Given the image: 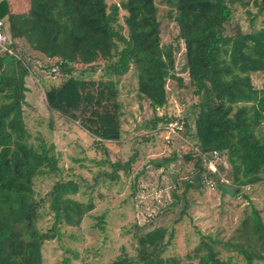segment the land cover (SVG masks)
I'll list each match as a JSON object with an SVG mask.
<instances>
[{
  "label": "trees",
  "instance_id": "trees-1",
  "mask_svg": "<svg viewBox=\"0 0 264 264\" xmlns=\"http://www.w3.org/2000/svg\"><path fill=\"white\" fill-rule=\"evenodd\" d=\"M16 1L14 11L9 0H0V22L4 29L8 26L11 40L22 39L44 56L49 77L58 76L60 83L39 82L48 111L77 126L102 149L119 143L123 134L119 77L133 70L137 95L148 101L154 112L167 104V81L181 82L174 73V49L161 42L156 0H122L120 4H108L107 0ZM236 1L163 0L184 43L185 68L197 98L192 135L200 155L189 147L183 158L192 163L193 171L185 180L174 177L170 191L184 204L189 192L205 186V175L218 190L228 188L240 200L243 196L247 199L250 187L264 184V89H256L251 80L253 74H264V28H253L264 14V0L252 1L256 13L248 33L232 26V3ZM18 9L27 12L21 14ZM120 10L126 13L124 27L119 23ZM9 44H4L6 52L0 49V264H44V244L60 240L63 226L79 228L95 206L91 198L85 203L74 198L79 191L78 178L64 180L60 176L54 146L32 141L23 113L31 90L26 81L30 63ZM100 65L103 77L89 78L87 72ZM153 120L152 136L163 132L170 121L182 126V134L186 129L183 118ZM214 151L227 160L231 185L221 184L206 170L208 157H202ZM177 156L172 153L153 165L167 167ZM133 160L110 164L112 171L99 177L118 182V171L122 169L128 176ZM45 177L57 180L42 194L36 184ZM136 186L134 183V191ZM45 208L53 216L51 226L42 230ZM105 218H97L95 226L102 229ZM146 230L137 228L133 236L134 257L121 256L110 264H192L167 256L173 235L168 236L166 228ZM202 239L186 256L188 260L235 264L230 256L221 258L220 245L241 255L247 264H253L254 259L264 261V219L255 208L236 228L233 239Z\"/></svg>",
  "mask_w": 264,
  "mask_h": 264
},
{
  "label": "rangeland",
  "instance_id": "rangeland-1",
  "mask_svg": "<svg viewBox=\"0 0 264 264\" xmlns=\"http://www.w3.org/2000/svg\"><path fill=\"white\" fill-rule=\"evenodd\" d=\"M13 1L17 6L16 0H9L12 7ZM121 1L107 0V3L120 4ZM252 1L238 0L232 3V26L237 25L245 33L252 30L250 20L256 13ZM245 2H249L246 8L243 6ZM156 4L161 42L173 47L174 73L181 82L167 81V104L154 112L148 101L141 100L137 95L134 71L130 70L119 77L117 90L118 100L122 104L123 134L120 144H106L104 149L95 145L93 139L77 126L57 115H51L45 105L39 82L60 83L58 76L49 77L44 69L48 62L44 56L31 50L22 39L11 40L8 36L9 28L5 25L3 34L6 33L7 40L12 43V49L16 54L27 58L30 63L26 81L31 90L26 95L23 113L32 141L37 143L41 140L47 146H54L53 153L58 159L60 176L64 180L73 176L78 178L79 191L74 198L84 203L91 198L95 206L79 228L63 226L60 230V240L44 244V264H110L121 256L134 257L136 241L133 236L137 228L151 230L161 226L166 228L168 236L173 235L167 256H177L184 259L185 263L197 264L186 256L192 254L194 248L203 240L202 236H210L221 242L233 239L236 228L241 227L242 221L248 217L252 208L260 211L264 219L262 183L250 187L247 199L243 196L241 200L237 193H231L225 187L218 190L215 185L213 188L205 185L202 190L189 192L185 204L184 200L179 201L171 195L174 177L177 176L178 181L185 180L193 171L192 163L186 162L183 155L189 151L190 146L191 149L195 148L192 135L193 106L197 103V98L189 84L185 68V48L183 41L178 37L177 24L171 18L169 8L163 0H156ZM25 9H18V12L25 14ZM125 15L123 10L119 11V23L123 27ZM262 27L264 28V14L257 18L253 26L256 29ZM9 43L7 42V46ZM94 68L96 69L87 72V76L94 79L103 77V66ZM251 80L256 89H264L263 73L253 74ZM163 117L185 119L184 133L179 130V134L174 137L163 132L152 136L155 124L153 119ZM161 124L159 122L158 126ZM165 136L168 139L170 137L171 144H165ZM172 153L178 156L167 167L158 169L153 165V162L168 158ZM131 158L134 160L130 165L129 175L126 176L120 169L117 173L120 178L118 182H112L106 176L99 177L103 172L112 171L110 164H126ZM99 162L104 165L97 166ZM216 163L222 167L219 173L223 180L220 183L231 185L232 180L228 178L231 168L225 157H219ZM56 180L57 178H40L36 184L37 190L46 194ZM134 183L137 185L136 191ZM43 211L46 215L40 223V228L46 230L51 226L53 215L48 214L46 208ZM102 215L106 218L103 228L100 229L95 224L97 218ZM217 248L222 250V259L230 256L235 264H247L241 255L229 253L220 245H217ZM253 264H264V261L254 259Z\"/></svg>",
  "mask_w": 264,
  "mask_h": 264
},
{
  "label": "built area",
  "instance_id": "built-area-1",
  "mask_svg": "<svg viewBox=\"0 0 264 264\" xmlns=\"http://www.w3.org/2000/svg\"><path fill=\"white\" fill-rule=\"evenodd\" d=\"M3 29H4V24L0 22V49L3 51V52H6L7 51V48L4 44L7 43V39H6V36L3 34ZM179 130L180 132H182L183 128L180 124H178L177 121H170L168 124H166L164 126V130H163V134H167L171 137H174V136H177L179 134ZM170 139V137H169ZM166 136H165V143L166 144H170V140H169ZM195 152H196V155H200L199 152L197 151V148H195ZM208 157V159L206 160V162L204 161L205 163V168L206 170H208V172L211 174H215L219 179V181L222 182L223 178L222 176L220 175L219 173V165L216 163V160L219 159V157H221V155H219L217 152H211V154L209 155H204L202 158L205 159V157ZM206 157V158H207ZM204 184L207 186V187H210V188H213L214 185H215V182L212 181L208 176L205 175V178H204Z\"/></svg>",
  "mask_w": 264,
  "mask_h": 264
},
{
  "label": "crops",
  "instance_id": "crops-1",
  "mask_svg": "<svg viewBox=\"0 0 264 264\" xmlns=\"http://www.w3.org/2000/svg\"><path fill=\"white\" fill-rule=\"evenodd\" d=\"M12 44V43H11Z\"/></svg>",
  "mask_w": 264,
  "mask_h": 264
}]
</instances>
